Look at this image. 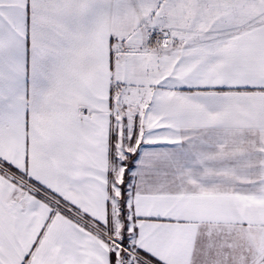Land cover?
Listing matches in <instances>:
<instances>
[{"label": "snow or ice", "instance_id": "obj_1", "mask_svg": "<svg viewBox=\"0 0 264 264\" xmlns=\"http://www.w3.org/2000/svg\"><path fill=\"white\" fill-rule=\"evenodd\" d=\"M0 264H264V0H0Z\"/></svg>", "mask_w": 264, "mask_h": 264}]
</instances>
